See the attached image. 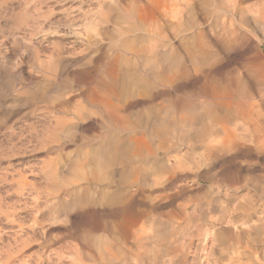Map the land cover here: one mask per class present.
Segmentation results:
<instances>
[{"label": "clouds", "instance_id": "clouds-1", "mask_svg": "<svg viewBox=\"0 0 264 264\" xmlns=\"http://www.w3.org/2000/svg\"><path fill=\"white\" fill-rule=\"evenodd\" d=\"M0 264H264V0H0Z\"/></svg>", "mask_w": 264, "mask_h": 264}]
</instances>
